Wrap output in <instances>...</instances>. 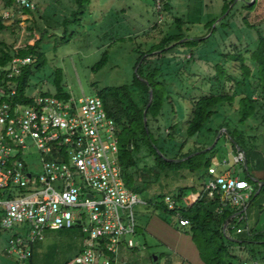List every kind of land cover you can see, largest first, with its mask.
<instances>
[{
    "label": "trees",
    "instance_id": "16d2710c",
    "mask_svg": "<svg viewBox=\"0 0 264 264\" xmlns=\"http://www.w3.org/2000/svg\"><path fill=\"white\" fill-rule=\"evenodd\" d=\"M0 1L3 9L22 10L26 14L33 11L20 6L16 0ZM91 1L70 2L72 4L70 18H64L62 22L54 20V26L59 28L69 24L81 25L84 8L88 7ZM235 1L220 0L221 15ZM240 1L241 8L249 10L254 8L247 3L251 0ZM166 4L172 7L170 1H166ZM214 4V0L204 2L203 10L207 11L205 15L208 16L202 22L206 30L205 35L210 33L212 25L218 18V16H209L215 7ZM241 8L238 9L236 6L231 8L208 38H186L187 31L180 32L181 25L185 24V21L177 17L178 31H173L157 43L146 45L145 49L142 44L134 49L136 52L134 68L138 65L139 68L129 84L104 87L97 92L109 116L114 119L118 127L120 141L118 160L125 185L129 190L145 196L146 204L153 206L155 210L165 214H177V216L179 214L188 222L185 226L178 222L176 228L182 229L191 237L203 264H254V261L256 264H264V239L259 233L253 234L251 227L250 233L238 234L231 230L234 222L232 216L236 210L229 203L225 204L220 194L214 197L203 194L197 201H191L190 196L196 193L195 187L181 186L171 194L178 203L177 208L168 210L164 202L159 199L162 198V194L152 200L146 192L168 170L187 169L194 172L202 165L208 170L215 156L216 146L222 137L227 140L232 153L238 151L237 146L245 150L247 166L249 159L257 160V150L251 143L253 139L251 130L259 124L264 126V25H250L247 19L242 18L247 27L255 31L254 37L247 35L245 44L238 46L236 43H231L227 46L224 43L221 46L210 47L207 43V40L215 38L219 28H223L225 33H228L226 28H234L230 22L240 15ZM6 28L4 17L0 14V34ZM37 28L39 31L34 33V41L15 48L0 49V87L6 92L16 90V94L11 98L14 102L31 101L27 93L32 76L31 63L23 65L20 74L13 78L7 76L5 68L16 57L34 59L36 68H39L44 59L43 41L56 35L55 31H50L43 24ZM66 31L65 29L64 34H67ZM184 38L187 40L180 42ZM186 52H189L187 57ZM206 54H211L214 59L209 61L208 58L203 57ZM107 59L108 55L104 52L102 59L93 69L105 66ZM150 89L153 90L154 97L147 110V127H145L143 113L149 101ZM67 97L69 95L61 96V98ZM8 99L2 98V100ZM187 100L190 103L188 120L183 126L173 120V116L176 113V104ZM223 128L227 133H222L213 150L183 161L167 160V158L185 159L205 149L213 143L216 135ZM245 171H248V167L245 168L244 165L242 172ZM253 178L264 182V174L261 173V176L257 177L247 173L246 179L244 178L254 185V193H256L259 185L253 181ZM263 191L264 184L258 195ZM253 194L249 200L253 198ZM249 206L250 202L248 208ZM226 223H228L227 234L231 237L234 232L238 237L233 239L237 240L227 237L224 233ZM240 226H245V223H241ZM78 228L76 226L74 229ZM249 244H260L263 250L256 253ZM154 256L151 263L159 264V255H156L157 261L153 260ZM177 263L183 264L184 261L180 258L173 263L170 256L166 260V264Z\"/></svg>",
    "mask_w": 264,
    "mask_h": 264
},
{
    "label": "built area",
    "instance_id": "2783aa9c",
    "mask_svg": "<svg viewBox=\"0 0 264 264\" xmlns=\"http://www.w3.org/2000/svg\"><path fill=\"white\" fill-rule=\"evenodd\" d=\"M16 2L34 9L38 0ZM31 60L14 58L7 76H18ZM15 94V89L0 87V228L11 232L3 254L15 257L14 264H32V246L44 232L78 226L82 249L68 264H129L120 256L139 246L131 238L137 233L134 207L146 201L122 178L118 127L103 100L98 95L58 98L41 93L28 94L31 101L24 103L12 101ZM33 154L40 158L36 173L28 161ZM245 158L239 150L213 157L202 190L190 196L197 201L203 194H220L236 210L231 230L238 234L251 232L247 208L255 191L237 175L235 165L242 172ZM163 202L168 210L178 205L171 195ZM83 208L89 227L82 225ZM178 218L182 226L188 224Z\"/></svg>",
    "mask_w": 264,
    "mask_h": 264
},
{
    "label": "rangeland",
    "instance_id": "374dc122",
    "mask_svg": "<svg viewBox=\"0 0 264 264\" xmlns=\"http://www.w3.org/2000/svg\"><path fill=\"white\" fill-rule=\"evenodd\" d=\"M166 1H170L172 7L166 6ZM208 1L212 0H92L90 5L84 8L81 25L69 24L59 28L54 26L53 21L62 22L64 18H70V7H72L70 2L74 0H38L30 14L17 9H3L0 1V14L3 15L7 26L0 34V49L15 48L34 41V33L39 31L37 27L43 24L50 31H55L56 35L43 41L44 59L39 68H36L34 59L28 61L31 63L32 76L27 93L32 96L43 93L58 98L64 95L95 96L104 87L129 84L136 69L134 49L139 44L145 49L146 45L157 43L173 31H178L177 17L185 21V24L181 25L180 32L187 31L186 38L206 37L208 34L205 35L206 30L202 22L207 19L205 15L207 11L203 10V6L204 2ZM214 1L215 7L208 15L218 16L219 19L226 12L221 15L220 0ZM240 2L237 0L232 8L235 6L241 8ZM253 6L251 10L240 9V15L230 22L234 28H226L228 33H225L223 28H219L215 38L207 40L209 46H221L224 43L227 46L231 43L240 46L245 44L247 35L254 37L255 31L247 27L242 18L247 19L250 25H264V0H256ZM65 29L67 34H64ZM62 37L65 39L63 40ZM104 52L108 55L105 66L93 69L102 59ZM186 53V57L189 56V52ZM203 57L208 58L209 61L214 59L211 54ZM188 104H190L188 100L182 101L175 107L173 120L183 126L188 120ZM251 131L253 135L251 143L257 150V160L249 159L247 172H240L241 165H235L238 177L245 179L247 173L257 177H260L261 173L264 174V126L259 124ZM224 143H227V140L222 137L216 146L215 156L218 159L228 155L227 149L222 147ZM28 161L33 165L30 169L36 173L40 166V158L37 154H33ZM206 172L205 165L194 172L187 169L168 170L162 174L158 182L150 186L146 195L153 200L162 194V198L159 199L163 201L165 196L171 195L173 190L181 186H194L197 193L202 190L203 180L208 177ZM253 195L249 200L247 223L252 228L253 234L259 233L264 239V191L259 195L257 192ZM142 198L146 199L145 196ZM79 211L84 217L82 225L89 227L88 211L85 208ZM134 214L137 233L131 238L139 246L135 250L124 251L120 256L122 262L147 264L151 263L153 255H159V264H166L167 258L173 254L183 258L186 264H195L198 261L200 257L195 244L182 229L176 228L179 222L177 214H165L146 203L136 205ZM155 218L169 226L174 233L172 239L157 235L153 232V228L146 229L149 222ZM232 233V238L238 237L237 234ZM10 236V231L0 228V264H14L15 257L3 254ZM82 240L79 229L46 231L32 246V264H68L81 251ZM249 246L256 253L263 250L260 244H249ZM175 261L177 260H173V263Z\"/></svg>",
    "mask_w": 264,
    "mask_h": 264
},
{
    "label": "water",
    "instance_id": "95a60500",
    "mask_svg": "<svg viewBox=\"0 0 264 264\" xmlns=\"http://www.w3.org/2000/svg\"><path fill=\"white\" fill-rule=\"evenodd\" d=\"M236 2H237V0H236L233 4L230 5L229 9L226 11V13H225L222 17H220L219 19L216 20V22L212 25V29H211L210 33H209L206 37H204V38H208V37L212 34L214 28H215V27L217 26V24H218V23H219V22H220V21H221V20H222V19H223L228 13H229V11L231 10L232 6H233ZM255 2H256V0H251V1L247 2V3H248L249 5H253ZM185 40H187V39H183V40H181L180 42L185 41ZM156 52H160V51H156ZM156 52H154V53H156ZM145 56H146V55H145ZM145 56L141 59V61L145 58ZM138 68H139V65L136 67V69H135V73H137ZM141 79H142V78H141ZM142 80H144V79H142ZM144 81L146 82V80H144ZM153 97H154L153 90L150 89L149 101H148V104H147V106H146V108H145V110H144V113H143L145 127H147V110H148V108L150 107V105L152 104ZM222 133H227V130H226L225 128L221 129V130L218 132V134L216 135V137H215V139H214V141H213V143H212L211 145H209L208 147H206L205 149H203V150H201V151H197V152H195V153L189 155V156H188L187 158H185V159L174 160V159H168V158H167V160H168V161H183V160L189 159V158H191V157H193V156H196V155H199V154L207 153L208 151H211V150H213V149L215 148V146H216V144L218 143L220 137L222 136ZM129 146H131V141H129ZM237 149L240 150L241 152H244V154H245V150H244L243 148H241L240 146H237ZM157 151H158V153H159L161 156H163V154H162L159 150H157ZM245 155H246V154H245ZM244 165H245V168H246V167H247V159H246V158H245ZM253 181H255V182L259 185V189H258V191H257V194H258V193L260 192L261 187H262V185L264 184V182L260 181L258 178H253ZM227 227H228V223H226L225 226H224V233L227 235V237L231 238V237L227 234V232H226V231H227ZM231 239H233V238H231ZM233 240H237V239H233ZM153 260H154V261H157V256H156V255L153 257Z\"/></svg>",
    "mask_w": 264,
    "mask_h": 264
},
{
    "label": "crops",
    "instance_id": "0c3cea01",
    "mask_svg": "<svg viewBox=\"0 0 264 264\" xmlns=\"http://www.w3.org/2000/svg\"><path fill=\"white\" fill-rule=\"evenodd\" d=\"M222 147H224L223 149H227V151H228V154H230V153H232V151L230 150V147H229V145L227 144V143H224V145L222 146ZM204 181V180H203ZM200 191L201 190H199V192H197V193H194V194H199L200 193ZM151 228H153V232L154 233H156L157 235H159V236H161V237H165V238H169V239H172L173 238V231L169 228V226L165 223V222H163V221H161V220H159V219H157L156 220V218L154 219V220H151L150 222H149V224L147 225V227H146V229H151ZM189 238H191L189 235H187ZM175 239H177V238H175ZM180 244V243H179ZM124 251H127V250H123L122 251V253H124ZM132 251V250H131ZM181 257H179L178 255H172V256H170V260H172V262H173V260H179ZM182 260H183V258H181ZM184 261V260H183ZM175 263V262H174ZM183 264H186L185 262L183 263ZM195 264H203V262L201 261V259L199 258L198 259V261H196V263Z\"/></svg>",
    "mask_w": 264,
    "mask_h": 264
}]
</instances>
